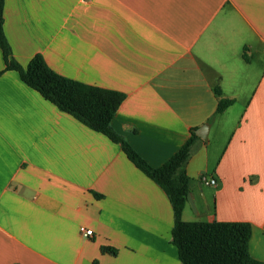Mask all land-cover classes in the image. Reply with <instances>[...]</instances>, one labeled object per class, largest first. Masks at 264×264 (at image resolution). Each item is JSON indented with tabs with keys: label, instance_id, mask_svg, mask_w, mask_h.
Listing matches in <instances>:
<instances>
[{
	"label": "crops",
	"instance_id": "0c3cea01",
	"mask_svg": "<svg viewBox=\"0 0 264 264\" xmlns=\"http://www.w3.org/2000/svg\"><path fill=\"white\" fill-rule=\"evenodd\" d=\"M4 30L23 67L40 54L123 93L111 126L155 168L209 124L186 166L183 220L193 207L196 221L249 223L264 262V0H5ZM5 67L0 48V264H183L165 191ZM218 87L235 103L217 115ZM203 175L213 207L195 191Z\"/></svg>",
	"mask_w": 264,
	"mask_h": 264
},
{
	"label": "trees",
	"instance_id": "16d2710c",
	"mask_svg": "<svg viewBox=\"0 0 264 264\" xmlns=\"http://www.w3.org/2000/svg\"><path fill=\"white\" fill-rule=\"evenodd\" d=\"M4 25L5 0H0V48L6 65L5 71L17 72L28 87L37 91L60 111L119 144L127 158L168 195L175 218L172 242L177 247L183 264H264L250 253L252 227L249 223L183 220L192 186V178L188 175L186 166L191 158L193 145L200 140L195 130L167 163L159 168L151 166L111 126L125 100L123 93L61 76L49 67L40 54L35 55L23 67L13 57ZM215 93L218 97L217 115L224 113L235 103V100L223 98L219 87L215 88ZM102 251L113 256L118 253L117 249L111 247H104Z\"/></svg>",
	"mask_w": 264,
	"mask_h": 264
},
{
	"label": "rangeland",
	"instance_id": "374dc122",
	"mask_svg": "<svg viewBox=\"0 0 264 264\" xmlns=\"http://www.w3.org/2000/svg\"><path fill=\"white\" fill-rule=\"evenodd\" d=\"M258 64L259 63L257 62V67H258ZM212 137L214 139V137H216V136H214V134H213ZM218 138H219V140H218L219 142H224L225 143L227 141V139H225V135H223V134H219ZM214 149H216V148H214V144H213V146H211L212 152L215 153V154H213V157H215V155H217V152ZM221 150H222V148H221ZM221 150L219 152H221ZM195 191L198 194L203 193L204 194V198L209 201L210 207H213V204H214V194H215V191H216L214 185H212V186H204L203 185L200 190L198 189V186L195 185ZM199 198H200V195H196V198L194 200V203H195L196 207L198 206V208H200V201H201ZM188 218H189L188 220H191V221L206 220L205 217H203V216L198 217L197 214H195V212L193 210V207L191 208V210H190V208L188 210Z\"/></svg>",
	"mask_w": 264,
	"mask_h": 264
},
{
	"label": "built area",
	"instance_id": "2783aa9c",
	"mask_svg": "<svg viewBox=\"0 0 264 264\" xmlns=\"http://www.w3.org/2000/svg\"><path fill=\"white\" fill-rule=\"evenodd\" d=\"M201 182L207 186H212V185H216V181L214 179H209L207 176L203 175L201 178ZM81 233L83 234V236L90 238L93 236V231L92 230H88L85 228H81Z\"/></svg>",
	"mask_w": 264,
	"mask_h": 264
},
{
	"label": "water",
	"instance_id": "95a60500",
	"mask_svg": "<svg viewBox=\"0 0 264 264\" xmlns=\"http://www.w3.org/2000/svg\"><path fill=\"white\" fill-rule=\"evenodd\" d=\"M209 127H210V125L207 124V125H204L203 127L199 128L198 130H195L196 135L199 138H201L202 140L206 141V142L209 140L208 139ZM188 200L193 205V201L191 199V195L190 194L188 195Z\"/></svg>",
	"mask_w": 264,
	"mask_h": 264
}]
</instances>
